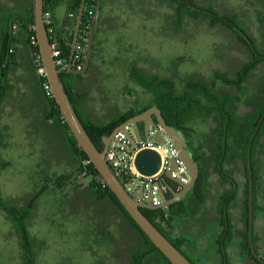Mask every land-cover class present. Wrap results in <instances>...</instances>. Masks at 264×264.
<instances>
[{"label": "trees", "instance_id": "16d2710c", "mask_svg": "<svg viewBox=\"0 0 264 264\" xmlns=\"http://www.w3.org/2000/svg\"><path fill=\"white\" fill-rule=\"evenodd\" d=\"M62 1L44 0L45 11H52ZM158 1L163 6L173 8L174 13L172 16L178 25V30H180L182 22L187 18H192L195 20H207L211 27H221L229 34H238L234 29L235 23L232 22V20H238V16L232 12L219 9L213 3L203 4L197 0ZM80 2L81 0H70L69 17L71 18L70 26L73 32L65 44L60 45L62 48L61 57L68 63L71 54L69 41L74 36L75 20ZM91 2L92 0L86 1L84 14ZM96 2L98 3V12L101 9V0H96ZM33 21L34 0H0V103L6 97L9 99L12 98L14 102H23L22 92H20V95H12L11 92L14 88L11 81L15 83L20 82V79L16 78L17 76L20 78V75L16 74V69L19 67L23 68L27 72V79L25 81L31 87L34 96L33 101L37 107L34 110L36 111L40 126L42 124L44 130L57 129L64 136L70 150L68 159L73 161L75 172L69 174L63 173L55 178L44 175L42 177V186L30 193L29 199H20L24 203L19 201L18 204H9L0 198V207L7 213V217L10 219L13 228L17 231L21 239V245L24 251V264H36V248L42 245V241L36 237H32L29 232V223L34 210L37 208L39 198L51 188L56 190L62 188V192L65 193L66 202L77 213L84 208L85 211L91 210L92 217L93 214L94 217L96 215L97 220L95 218L94 220L97 224V232L104 237L112 238V240L116 238L118 262L121 261L123 264H171L169 259L143 232L120 203L117 196L102 180L93 163L91 161L88 163L85 162L89 159L87 153L79 146L75 136L63 118L53 95H47L46 93L45 85L48 84V80L45 74L40 72L43 66L39 47L36 42ZM102 23L105 22L98 19L97 24L99 27ZM239 24L242 25L240 20ZM83 27L84 17L81 30ZM99 27L97 26V30ZM50 37L51 42H54L55 36L51 35ZM235 43L240 44L241 50L248 49L247 43L244 42L243 38L241 41ZM96 49L97 44L94 43L91 61L85 74L89 75L91 80L86 81L83 74L68 72L67 69L62 71L61 79L86 129L101 150L104 148V136L110 135L122 122L152 105L159 106L167 122L181 128L186 135L188 134L187 131H189L187 124L200 116H211L214 113H220L219 110L223 109L231 116L229 120H227L226 114L221 120L216 116L217 126L212 132L205 133L201 139L199 138V147H195L193 152L200 165V175L196 185L181 202V207L149 210L142 208V210L181 249L193 264H199L182 249L184 245H190L193 248L197 245L192 244L193 242L190 238L182 234L172 236L170 233L165 232L161 222L163 221L177 228L178 220H184L187 217L194 218L199 215L203 206L210 198V178L213 171H215L219 174L222 182L228 185L227 189L221 194V200L219 202L221 225L225 228L227 220L229 219L230 221V215L229 218L226 217L225 209L226 207L230 208L232 202L235 204L239 200V192L235 191L234 183L241 186L227 169L226 165L230 163L231 157L236 155V152H239V157L244 162L246 168V182L243 189L245 204L243 215L246 230L239 234V255L243 259L252 256L247 230L249 211L248 148L250 143H252V159L256 163V157L260 151V140L264 136V121L257 135L253 136V133L264 112V91H260L262 95L258 101L253 99V102H256L254 112L246 116H241L236 111V101L238 98L235 94L236 92L224 88L218 89L216 81L213 79L209 80L204 75L191 73L184 78L183 88L179 90L173 78L162 76L160 73H150L142 68L136 67L132 72V79L153 95L151 104L141 109L130 110L125 113L119 112L120 117L109 123L94 122L85 119L83 116L85 112L82 109V105H88V102L91 101L90 89L96 84L91 78V74H94L95 71L93 57ZM259 62L260 59H250L237 65H229L230 67H238L236 71L238 77H234L229 71L220 70H215L214 77L224 78L229 83L237 82L241 86V83L247 79L248 70L257 67ZM23 79L25 78L22 77ZM250 102V99L245 101L248 105ZM226 126H228L227 131ZM5 137V128L0 127V168L2 169L10 165V161L3 157L1 150V146L7 144L4 140ZM190 144L192 146L191 142ZM256 172L257 170L255 168V181ZM82 174H86V177L91 178L90 183L85 188H81L82 184L80 181L72 184L71 187L76 192L71 193L67 190L68 184L73 183ZM118 177L124 183L122 177L120 175ZM254 200L256 201V198ZM111 226H115L117 230L119 229L118 237L110 229ZM222 232L223 234L218 239V243L227 245L231 239H234V234L231 231H225V229ZM223 263L225 264V262Z\"/></svg>", "mask_w": 264, "mask_h": 264}, {"label": "rangeland", "instance_id": "374dc122", "mask_svg": "<svg viewBox=\"0 0 264 264\" xmlns=\"http://www.w3.org/2000/svg\"><path fill=\"white\" fill-rule=\"evenodd\" d=\"M197 1L203 4L213 3L219 9L229 12L236 10L241 12L245 24L254 34H260L264 29V0ZM98 13L102 15L100 20L105 22L100 26L96 49L101 52L96 62L103 78L96 87L103 86L105 92L97 94L100 104L103 103L101 100L108 102L131 100L127 106L141 108L153 101L151 93L142 86L134 85L135 80L132 79L130 70L134 60L147 72L155 71L162 76L173 78L178 89L182 90L184 78L189 74L197 73L209 78L214 68H226L245 58L241 54L240 44L235 43L231 37L232 34L221 27H211L207 20L187 18L178 30L172 16L173 8L161 5L158 0H101V9ZM263 67L261 65L255 75L260 74ZM125 69L129 72L127 73ZM16 74L20 75V78L16 77L20 79L16 84L22 83L16 95H20L22 87L25 89L22 98L27 110L25 108L24 116L16 113L5 117L9 128H5L4 140L7 144L1 146V150L3 157L10 161V165L4 169L0 168V198L9 204H18L19 201L24 203L20 199H29L30 193L42 186L44 175L55 178L63 173L75 172L73 161L68 159L70 150L64 136L57 129L44 130L42 124L40 126L34 110L36 107L34 96L31 87L25 81L27 72L19 67ZM22 77L25 79L22 80ZM236 109L244 115L252 110V107L240 102ZM214 120L210 116H203L187 124L195 131L194 146L199 147V138L201 139L205 133L212 132L210 130L212 126H217ZM130 129L134 132L133 127ZM259 149V170L262 175L264 136L261 137ZM239 156V152H236L226 165L241 184L239 207H234L233 213L240 210L243 213V209L245 211L243 189L246 168ZM261 175L259 184L263 179ZM79 181L82 184L81 188H85L91 178L84 175ZM227 186L219 174L213 171L210 178V199L207 202L211 209L208 216L211 212L212 216L215 213L220 214L218 207L220 195ZM67 190L71 193L76 192L71 186H67ZM259 196L262 200L264 192L261 187ZM85 212L84 208L79 213L71 209L62 189L51 188L39 198L29 223L32 237L42 241V245L36 248V264H120L116 255V238L112 240L97 232L96 215L94 217L93 214L92 217L89 210L87 218ZM201 215L203 216V214L195 216V219ZM241 218L236 224L243 228L245 223ZM184 222L178 220L173 235L188 227L184 226ZM116 227L111 226L110 229L118 237L119 229ZM241 259L235 260L234 264L250 263L247 258ZM0 264H24L21 239L1 207Z\"/></svg>", "mask_w": 264, "mask_h": 264}, {"label": "water", "instance_id": "95a60500", "mask_svg": "<svg viewBox=\"0 0 264 264\" xmlns=\"http://www.w3.org/2000/svg\"><path fill=\"white\" fill-rule=\"evenodd\" d=\"M87 0H81L80 6L77 12V17L74 26V36L69 44L71 46V54L68 72H75L78 74H84L91 61L92 50L95 43L96 36V21L90 29L89 37L86 43V53L84 61V69L77 71L73 68V53L74 46L77 41L78 33L81 29L83 22L84 11ZM45 2L44 0H34V21L33 27L36 32V42L39 47V53L42 62V68L45 76L50 84L53 97L59 106L62 116L67 122L71 132L75 136L79 146L87 153L89 159L99 172L102 180L108 185V187L117 196L120 203L124 206L130 216L135 220L138 226L143 232L150 238L155 246L169 259L171 264H193L188 257L179 249L158 227L149 219V217L143 212L142 208L157 209L166 208L175 201L184 198L191 189L196 185L200 175V165L194 156V152L191 144L188 141V137L185 132L174 125L167 122L162 110L157 105H152L146 108L144 111L137 113L120 125H118L113 132L103 137L104 148L101 150L88 130L86 129L82 119L76 111L69 94L65 88V85L61 79L62 69L58 67L56 59L53 55L52 42L49 33V28L44 18ZM264 117V114L256 128L255 134L258 131L260 123ZM140 122L143 126H140ZM134 128V132L130 129ZM121 130L126 134L129 143H125L127 151L132 149V145L137 140L148 139L151 137L152 130L153 139L157 142L164 143L166 137H168L174 144L179 152V156L186 166L188 173L191 177L187 183L182 182L179 178L174 177L172 171L177 169L179 163L176 158H170L168 168L162 172L155 180L150 182L148 195L144 194V187L146 180L144 178H135L132 184L133 191H129L125 184L119 179L115 171L111 168L106 160V152L110 148L112 151L119 152L117 144L123 141L116 137L117 132ZM252 143L248 148V166H249V212H250V224H249V239L251 242V248L255 256L264 264V259L256 252L253 243L252 225H253V166H252ZM135 165L137 169L145 176L151 177L159 174L161 169V156L154 149H142L135 157ZM84 175L79 176L73 183L68 184L71 186L75 182H78ZM154 184L158 187V193L161 202L154 203ZM176 185L180 188L177 189ZM167 188L172 197L166 196L165 188Z\"/></svg>", "mask_w": 264, "mask_h": 264}, {"label": "flooded vegetation", "instance_id": "af4514ba", "mask_svg": "<svg viewBox=\"0 0 264 264\" xmlns=\"http://www.w3.org/2000/svg\"><path fill=\"white\" fill-rule=\"evenodd\" d=\"M232 13H234L238 16V20H236V19L232 20V22L235 23L234 29L238 32V34L236 33L235 35H231V37L233 38L234 42L241 41L243 38L244 42L247 43V48L249 49V50L246 49V50L241 51V54H243L245 56L244 59H242L239 63L234 62L232 64L237 65V64H240L241 62H245V61H248L250 59H254V60L260 59V62L258 63L257 67L251 68L248 70L247 79L241 83V86H239L237 84V82L236 83L235 82L229 83L224 78L214 77L215 70L229 71V72H231V75H234V77H238V74H236L238 67L228 66L226 68H214L208 79L209 80L210 79L215 80L216 86L218 87V89L224 88L227 90L235 91L236 92L235 94L238 97L236 104H239L240 102L245 103V101L247 99H250L251 100L250 104L249 105L246 103L245 104L248 106L251 105L252 110H250L249 112H247L244 115H241L239 113V111L236 109L238 114H240L241 116H246L247 114L254 112V105L256 102L254 101V103H253V99H256L258 101L262 95V92H260V91H262V90L264 91V67L262 68L260 74L255 75V72L260 70V66L261 65L264 66V29L261 30L260 34H254L253 32H251L249 27L245 24V20L243 19L241 12L236 10ZM96 16H97V14H96ZM239 20L242 22V25L239 24ZM97 22H98V20L96 21V29H97V26L99 27ZM100 30H101L100 27L98 30H96L95 44H97V40L99 37ZM232 59L233 58L231 56V60ZM232 71H234V72H232ZM255 76L257 77L256 79H255ZM238 91H241V92H238ZM219 112L220 113H214L210 116V117H212V119H215L214 120L215 122H217L216 116H218V118H220V120L225 116V114L227 115V120H229L231 118V116L228 115V113L226 112L225 109L219 110ZM263 114H264V112H263ZM263 114H262V116H263ZM262 116H261V118H262ZM201 117H203V116H200V118ZM261 118H260V120H261ZM260 120H259V122H260ZM263 121H264V117L260 123V126H261ZM259 122H258V124H259ZM140 126L141 127L143 126L142 122H140ZM260 126L258 128V131L260 129ZM187 128L189 129V131H187L188 141H189V143L190 142L192 143V149H194L196 147V146H194V138H196V136H194V134H193L195 131H194V128L192 126H187ZM212 128L214 129L215 127L212 126L210 128L211 131L213 130ZM227 130H228V126H226V131ZM255 131H256V129H255ZM255 131L253 133V136H256L258 133V131H257L255 134ZM226 133H225V135H226ZM252 146H253V144H252ZM258 157H259V155L256 157L257 161L255 163L252 159V154H251L252 166H253V225H252V234H253V243H254L255 250L264 259V196L262 197V200L259 196V188L260 187L262 188V191L264 192V172H262V175H261L260 170H259L260 161H259ZM255 168L257 170L256 181L254 179ZM263 171H264V168H263ZM260 175L263 176V179L261 180V182L259 184ZM248 177H249V166H248ZM234 184H235V191L239 192L241 190V186L238 185L237 183H234ZM176 188L179 189L180 186L176 185ZM59 189H62V188H59ZM249 190H250V179H249ZM165 192H166V196L168 198L172 197L171 192L167 188H165ZM186 196L184 198L178 200V201L173 202L172 204H170L166 208H169V207L179 208V207H181V202L186 198ZM254 198H256V201L254 200ZM237 201L238 202L235 204H234V202H232L230 208L226 207V209H225L226 217L229 218V215H230V221H229V219L227 220L225 228H223V226L221 225V213L220 212H219L220 214L215 213L214 216H212V212H211L210 216L207 215V214H209L208 212L211 211V209L208 207L207 202L203 206L201 213H200V214H203V216L201 215L200 218L198 217L197 218L198 220L195 219V217L194 218H190V217L184 218V221H185L184 226H188L186 228H188V229L192 228V230H195V231L198 230V231L202 232L203 234L206 231L213 233V234H216V239H215V245L217 246L216 250H214V251L213 250H207V251L202 253L204 255V257H206L207 262L210 264H224L223 262H225V264H234L235 260H242L241 256L239 255V253H240V251H239V245H240L239 234H240V232H244L246 230V227L242 228L236 224L237 220H239L241 217H242L241 219L244 220V215L241 212V210H240V212L233 213L232 209L234 207H239V205H238L239 200H237ZM218 207L220 208V205ZM143 209L149 210V208H145V207H143ZM157 209H159V208H157ZM88 212H89V210H87L85 212V215L87 218L89 216ZM189 222H192V224H190ZM249 222H250V212L248 211V228H247L248 236H249V224H250ZM164 223L165 222H163V221L161 222V225H162V228L164 229V231L167 233H170L172 236H174L173 234H174V231L176 228H174V226H170L166 223H165L166 224L165 225ZM196 224H199V226L198 225L196 226ZM224 229H225V231H227V232L231 231L234 234V239L233 240L231 239L230 243H228L227 245H225L224 243H222V244L218 243V239L220 238L221 234H223L222 231ZM217 235H218V237H217ZM249 242H250V239H249ZM210 244H211V242H210ZM188 247L191 248L192 251H189ZM182 249L195 262L201 264L200 261L198 259H196V257L193 255L194 248L192 246L184 245ZM233 249L236 251H234ZM250 249L252 252V256L247 257V260L250 261L249 264H263L253 253L252 248H251V242H250ZM119 263L123 264V263H121V261H119Z\"/></svg>", "mask_w": 264, "mask_h": 264}, {"label": "built area", "instance_id": "2783aa9c", "mask_svg": "<svg viewBox=\"0 0 264 264\" xmlns=\"http://www.w3.org/2000/svg\"><path fill=\"white\" fill-rule=\"evenodd\" d=\"M97 6L98 3L96 0H92V2L88 5L86 13L84 14V27L79 31L76 44L74 46V53H73V68L77 71H82L84 69V61H85V53H86V43L89 37L90 29L94 24L96 14H97ZM45 22L49 28L50 36H55V29L53 26V13L51 10H46L44 12ZM52 50L53 55L56 59L58 67L62 70L68 69L70 67L69 63L66 62L62 57V48L58 44L56 38H54V42H52ZM41 73H44L43 68L40 69ZM45 74V73H44ZM47 95H53L50 84L45 85ZM152 130L151 137L148 139L137 140L135 144L132 145V149L127 151L125 143H129V140L126 137V134L119 130L116 134L117 138H120L123 142L117 144V149L119 152L112 151L110 148L106 152V160L111 166V168L115 171L117 176H121L124 180V184L129 191H133L132 184L134 179L137 178H144L146 180L145 187H144V194L148 195V190L150 187V182L155 180L159 174L164 172L170 163V158H176V161L179 163L177 169L172 171L174 177L179 178L182 182L187 183L190 181L191 177L188 173V170L184 163L182 162L179 152L171 142V140L166 137V141L164 143L157 142L153 139ZM154 149L156 150L161 156V169L159 174L155 176H145L143 175L135 165V157L136 154L142 149ZM90 159H87L85 162H90ZM154 192V203L158 204L161 202L158 187L154 184L153 188Z\"/></svg>", "mask_w": 264, "mask_h": 264}, {"label": "crops", "instance_id": "0c3cea01", "mask_svg": "<svg viewBox=\"0 0 264 264\" xmlns=\"http://www.w3.org/2000/svg\"><path fill=\"white\" fill-rule=\"evenodd\" d=\"M69 10H70V0H63L58 5H56L52 10L53 26L55 29V38L59 45L65 44L66 40L70 38V35L73 32L72 27L70 26L71 18L69 17ZM98 12H97V20L98 19L100 20V17L102 15H99ZM100 55H101V52L95 51V55L93 57V64H94L95 71H94V74H91V78L93 82H96L95 87L93 85L90 89L91 90L90 96L93 98L91 99V101L88 102V105H85V104L82 105V109L85 112V114H83L85 119H89L94 122L104 124V123H109L112 120L118 119L120 117L119 112L125 113L130 110L141 109L142 107L135 108V107L127 106V103L132 102L131 100H123L119 102H114V101L108 102V101L101 100L103 102L102 104L98 102V100L100 99L97 98L98 97L97 94L105 93L102 88L103 86L100 88L96 87L97 84L98 86L100 85V82L103 79L100 73V69L97 68V62H96L97 57L100 58ZM136 67L140 68L141 66L137 65L136 61L134 60L133 65L130 67L131 75H132L134 68ZM125 70H127V73L129 72L128 69H125ZM150 73H157V72L152 71ZM85 74L86 72L83 74L84 79L86 81L91 80L89 78V75H85ZM11 84L14 86L13 90L11 91L12 95H15L16 91L19 90L20 88L19 86L22 85V83L16 84L15 82L11 81ZM134 85H138V87H141V85L137 84L136 81H134ZM21 91L22 93H25V89L23 87L21 88ZM12 100H13L12 98L9 99L8 97H6L2 101V103H0V127L1 128H9V125L7 124L8 120L5 119L6 116L14 115L16 113L20 114L21 116L22 115L24 116L25 108L27 110V106L23 102L22 103L19 101L14 102ZM149 104L145 106H148ZM121 107L123 109H121ZM197 225L199 226V224H196V226ZM179 234H182L190 238V240L193 242L192 244L197 245L193 250V255L196 257V259L200 261V263L210 264L207 262L206 257H204L202 253L207 250H213V251L216 250L217 248V246L215 245L216 234L210 233L208 231H206L203 234L202 232L198 230L195 231V230H192V228L188 229L186 227L183 231L179 230ZM189 251H192L191 248H189Z\"/></svg>", "mask_w": 264, "mask_h": 264}]
</instances>
